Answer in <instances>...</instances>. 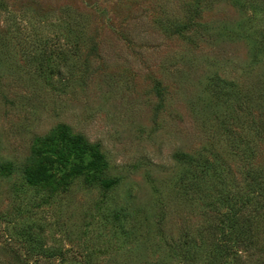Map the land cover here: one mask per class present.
Masks as SVG:
<instances>
[{
  "label": "rangeland",
  "instance_id": "1",
  "mask_svg": "<svg viewBox=\"0 0 264 264\" xmlns=\"http://www.w3.org/2000/svg\"><path fill=\"white\" fill-rule=\"evenodd\" d=\"M194 2L1 0L0 264H210L197 249L219 219L229 224L247 158L264 162L252 122L264 106L249 114L245 97L264 84V57H253L264 0H200L202 25L171 34ZM60 125L98 147L106 168L28 183L34 143ZM193 151L212 165L176 159Z\"/></svg>",
  "mask_w": 264,
  "mask_h": 264
},
{
  "label": "trees",
  "instance_id": "2",
  "mask_svg": "<svg viewBox=\"0 0 264 264\" xmlns=\"http://www.w3.org/2000/svg\"><path fill=\"white\" fill-rule=\"evenodd\" d=\"M199 3L200 0H195L184 10L181 20L171 25V34L184 37L187 32L196 30L202 25L200 22L202 10ZM260 53L264 57V34L253 45V57L256 58ZM263 60L264 58L261 57V61ZM156 89L161 94L159 86H156ZM245 97L249 102V114L254 103L264 106V84L259 89L248 88ZM159 109L160 106L157 107V111ZM258 113L257 117L252 116V122L256 120L260 122L264 144V111ZM219 147L221 146L217 143L210 142L209 146L204 148L218 156ZM196 154L198 153L195 151L181 152L177 154L176 159L188 165L190 169L207 168L212 165L209 157L204 156L201 162L200 155ZM73 158L76 159V163L70 165L69 169L60 175V170L66 169ZM32 159H35V164H27L24 173L25 180L35 186H48L53 183L64 186L70 179L78 176L93 180L101 175L107 166L101 150L83 135L71 133L67 125H60L48 136L38 138L33 146ZM247 159L249 162L245 167V171L248 170L245 173L244 193L240 196L238 193H232L231 197L227 198L229 202L227 212L222 214L227 217L226 221L229 224L224 226L223 221L219 219L213 226V232L209 233V248L197 249V253L204 254L210 264H264V162L251 164L250 158ZM215 165L220 167L221 163L217 160ZM217 174L220 176V171ZM100 181L102 186L111 188L118 180L101 178ZM198 238L197 235L192 236L190 242L194 245L200 244Z\"/></svg>",
  "mask_w": 264,
  "mask_h": 264
}]
</instances>
